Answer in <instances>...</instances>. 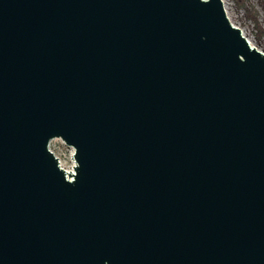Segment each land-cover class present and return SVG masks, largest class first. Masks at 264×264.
<instances>
[{"label":"water","instance_id":"obj_1","mask_svg":"<svg viewBox=\"0 0 264 264\" xmlns=\"http://www.w3.org/2000/svg\"><path fill=\"white\" fill-rule=\"evenodd\" d=\"M0 264H264V50L223 0H0Z\"/></svg>","mask_w":264,"mask_h":264},{"label":"rangeland","instance_id":"obj_2","mask_svg":"<svg viewBox=\"0 0 264 264\" xmlns=\"http://www.w3.org/2000/svg\"><path fill=\"white\" fill-rule=\"evenodd\" d=\"M229 19L257 46L264 50V0H223ZM51 148L60 157L61 163L72 166V148L59 138L51 141Z\"/></svg>","mask_w":264,"mask_h":264},{"label":"trees","instance_id":"obj_3","mask_svg":"<svg viewBox=\"0 0 264 264\" xmlns=\"http://www.w3.org/2000/svg\"><path fill=\"white\" fill-rule=\"evenodd\" d=\"M243 1H244V0H238V2H239L240 4H242V3H243Z\"/></svg>","mask_w":264,"mask_h":264},{"label":"built area","instance_id":"obj_4","mask_svg":"<svg viewBox=\"0 0 264 264\" xmlns=\"http://www.w3.org/2000/svg\"><path fill=\"white\" fill-rule=\"evenodd\" d=\"M52 141V140H51ZM51 141H50V144H49V146L51 147ZM60 160V159H59ZM61 162V161H60Z\"/></svg>","mask_w":264,"mask_h":264}]
</instances>
